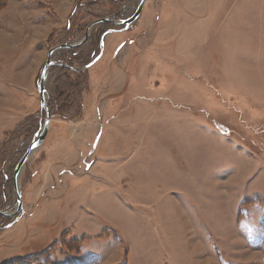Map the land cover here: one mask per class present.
Listing matches in <instances>:
<instances>
[{
  "label": "rangeland",
  "instance_id": "374dc122",
  "mask_svg": "<svg viewBox=\"0 0 264 264\" xmlns=\"http://www.w3.org/2000/svg\"><path fill=\"white\" fill-rule=\"evenodd\" d=\"M140 2L0 0L3 212L50 50L112 22L52 55L0 264H264V0Z\"/></svg>",
  "mask_w": 264,
  "mask_h": 264
},
{
  "label": "water",
  "instance_id": "95a60500",
  "mask_svg": "<svg viewBox=\"0 0 264 264\" xmlns=\"http://www.w3.org/2000/svg\"><path fill=\"white\" fill-rule=\"evenodd\" d=\"M146 1L147 0H141L139 6L137 7V9L135 11V13L130 18H128L126 20L118 21L117 24L125 25V27H128L130 24H132L134 21H136L140 17ZM105 21H109V18L98 19V20L92 22V24H90L88 29H87L86 35L80 41L73 43V44H63L60 46H56L50 50L49 57L46 61V64L44 66L40 80H39L38 85H37L38 92H39L40 98H41V106L46 111V119L44 122V126H43L38 138L30 144L28 150L26 151L24 156L21 158V160L18 162V164L15 168V171H14V189H15V193L17 196V203H16L15 210L12 212H3L0 210V215L11 217V216H15L18 213L21 214L24 211L23 194H22V188L20 186L21 172L24 169V167L26 166L31 155H33L36 152V150L42 146L43 142L45 141V139L48 135L49 129H50L51 112L49 109V99L47 96L48 93H47V89H46V81H47V76H48V72H49L50 68L53 65L59 64L58 62L52 60V55L58 50L65 49V48L78 47V46L84 44L87 41V39L89 38L91 29L95 25H97L101 22H105ZM92 64H93V62L90 65L86 66V68H89ZM18 219H19V217L16 218V220H14V222H12L10 225L14 224L16 221H18Z\"/></svg>",
  "mask_w": 264,
  "mask_h": 264
},
{
  "label": "crops",
  "instance_id": "0c3cea01",
  "mask_svg": "<svg viewBox=\"0 0 264 264\" xmlns=\"http://www.w3.org/2000/svg\"><path fill=\"white\" fill-rule=\"evenodd\" d=\"M87 169H89V167H87ZM184 224V223H183ZM187 227H189V228H187ZM186 227V229L185 230H187L188 229V231H189V229H190V233L194 230V228L190 225V226H187ZM197 229H199V227H197ZM196 229V230H197ZM203 231V230H202ZM188 234V233H187ZM187 241H188V239H187ZM193 242V241H192ZM191 242V245H189V247H187V249H189V252H191V254H193L194 255V253L196 252V248L198 249V248H201L200 247V245L199 244H197L196 242L195 243H192ZM208 244H207V247H211V245H210V243L209 242H207ZM119 263V262H118ZM224 263H225V261H224ZM73 264H84L83 262H80V261H76V262H74Z\"/></svg>",
  "mask_w": 264,
  "mask_h": 264
},
{
  "label": "trees",
  "instance_id": "16d2710c",
  "mask_svg": "<svg viewBox=\"0 0 264 264\" xmlns=\"http://www.w3.org/2000/svg\"><path fill=\"white\" fill-rule=\"evenodd\" d=\"M44 256V255H43ZM46 256V255H45ZM43 257V259H45L46 261V264H51V262L49 261L48 259V256L47 257ZM42 259V260H43ZM40 260H36L34 259L32 256H28L27 260L25 261L24 259H21V262L17 261L15 262V264H36L38 263ZM121 264H124V263H121Z\"/></svg>",
  "mask_w": 264,
  "mask_h": 264
},
{
  "label": "flooded vegetation",
  "instance_id": "af4514ba",
  "mask_svg": "<svg viewBox=\"0 0 264 264\" xmlns=\"http://www.w3.org/2000/svg\"><path fill=\"white\" fill-rule=\"evenodd\" d=\"M102 23H107V24H110V23H112L111 21H110V19H109V21H105V22H101V24ZM100 24V23H99ZM98 25V24H97ZM96 26V25H95Z\"/></svg>",
  "mask_w": 264,
  "mask_h": 264
},
{
  "label": "bare ground",
  "instance_id": "6f19581e",
  "mask_svg": "<svg viewBox=\"0 0 264 264\" xmlns=\"http://www.w3.org/2000/svg\"><path fill=\"white\" fill-rule=\"evenodd\" d=\"M143 11V10H142Z\"/></svg>",
  "mask_w": 264,
  "mask_h": 264
}]
</instances>
